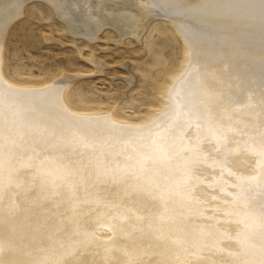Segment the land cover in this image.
Returning <instances> with one entry per match:
<instances>
[{
    "label": "bare ground",
    "instance_id": "obj_1",
    "mask_svg": "<svg viewBox=\"0 0 264 264\" xmlns=\"http://www.w3.org/2000/svg\"><path fill=\"white\" fill-rule=\"evenodd\" d=\"M29 1L51 8L68 31L81 23L93 37L110 26L135 39L155 16L178 24L192 12L201 18V29L213 18L257 21L264 10V0H253L260 1L258 10H252V0H22L19 8L17 0H0V53L6 30ZM183 4V10L177 7ZM187 43L190 64L172 90L168 109L139 125L117 123L108 115L73 113L65 107L58 83L46 90L24 89L7 82L0 69V264H264V229L253 225L256 220L245 214L241 200L243 187H254L252 168L260 160L242 164L245 168L237 172L227 163L252 156V150L264 156V140L223 132L216 125L217 113L211 108L217 104L219 112L233 99L227 89L218 93L211 85L216 77H207L200 66L217 62L216 55L203 53L192 38ZM218 80L226 88L232 84ZM190 94L208 99L209 109L195 113L180 103L181 95ZM176 125L178 136L170 137ZM242 141L248 144L237 146ZM202 143L209 146L203 148L206 152L197 149ZM181 151L204 158L203 164L211 162L214 168L204 173L203 166L194 170L188 161L168 165ZM209 151L218 155L216 162L215 157L208 159ZM263 181H256L260 185L255 183V190ZM210 183L215 188L210 187L211 193ZM199 190H207L213 202L202 203ZM262 192L256 193V203ZM243 216L252 222L244 224ZM180 250L183 260H173ZM256 251L260 262L253 256Z\"/></svg>",
    "mask_w": 264,
    "mask_h": 264
},
{
    "label": "rangeland",
    "instance_id": "obj_2",
    "mask_svg": "<svg viewBox=\"0 0 264 264\" xmlns=\"http://www.w3.org/2000/svg\"><path fill=\"white\" fill-rule=\"evenodd\" d=\"M195 1L199 2V0ZM259 3L260 1L253 2L252 0V10H258L260 7ZM186 6L187 4H183L179 8L183 10ZM190 13L188 15H191L190 19L184 18V15L181 16L183 20L179 21L177 19L179 25L172 20L155 16L154 20H151L145 27L144 32L140 36L141 38L139 37L138 39L129 35L119 34L110 26L101 27L94 35L95 37H90L87 26L78 23L70 29L71 33L65 23L60 22L56 18L51 8H44L36 1H29L24 5L20 17L12 21V24L6 30L0 53L1 75L10 84L24 89L42 88L46 90L54 86L57 87L56 84L58 83V91L59 93L61 91L62 101L65 107L73 113L108 115L115 122L122 124H146L168 109L169 97L173 88L180 82L181 77L187 73L190 64V47L187 39L192 38L195 44H199L202 47L201 51L203 53L212 57L216 55L218 58L217 62H208L200 65L203 70H206L204 74H208L207 77L209 75L212 78L216 77L214 78L216 81L223 79L232 83L226 88V86L211 78L213 80L211 85L218 93L227 89V93L233 99L232 102H225L226 107H220L219 112H217L219 107L214 102L216 107L214 106L211 109L217 114H214L213 121L217 120L216 125L223 132L235 131L237 134L241 132V136L248 133L249 137L245 135L248 138L256 137L255 140H264V10H260L262 16L257 21H249L241 17L234 19V21L213 18L205 21V25L201 29L199 28L201 18L196 17L195 13ZM203 16L205 18L208 17L206 13H203ZM104 27L105 29H103ZM182 30L184 31L182 32ZM187 32H189L188 35ZM67 33L70 34L67 35ZM223 58H226V60ZM216 72L220 76H215L214 73ZM237 82L240 83L238 84ZM180 103H185L190 111L195 113L203 107L209 109L207 105L208 99L200 96L192 97L191 94L181 95ZM228 104L231 105L229 106ZM236 116H238L237 119H235ZM217 117L221 118L217 119ZM222 121H225V123ZM180 129L185 130V128ZM237 129L238 131H236ZM177 131H179L177 128L174 129L170 137H177ZM219 137L217 135L216 140L219 139L220 142L223 139L221 138L222 136ZM232 140L233 138L227 141L230 143ZM244 143L248 144V141L239 142L237 146L240 147L241 145L243 147V145L245 146ZM202 144L197 145V149L205 151L204 149L209 146ZM260 148L257 149L260 150ZM181 155H186L184 156L186 159L182 158ZM188 155L195 162H191V158L189 159ZM210 156L212 158L208 156V159L214 161L215 157L214 162L217 161L218 155L216 157L213 151ZM175 158H177L175 159L176 161L174 160L168 165L178 167L180 165L179 161H188L190 167H194V170H198L197 168L200 169L203 166V170H201L204 173L211 172L215 165L211 167L213 164L211 162L205 165V162L203 164L204 158L201 159L192 154L184 153V151L176 154ZM233 158V163L239 161L240 165H238L239 162L238 164L237 162L233 164L232 159L228 160V162L227 160L225 161L229 163L228 166H233L236 172L241 168L244 169V164L247 167L248 162L260 160L252 168L253 181H255L252 184L254 187L249 185V188H253L247 190L248 185L242 186L245 189V195L244 191L241 194L244 195L243 198L246 197L247 199L241 198V200L244 203L242 206H246V208L243 207L246 213H242L250 215L253 219H249L248 216L246 219L243 216V223L248 225V223L256 220L257 224L254 222L255 224L253 223V225L264 229V215H262V213L264 214V189H260L264 186V156L261 157L260 151L252 150V156L249 153L248 158ZM169 160L171 159H167V161ZM196 161H198V164H196ZM194 165L199 166L195 167ZM207 166L208 168L210 167V171H208ZM256 181L259 183L263 181V185L258 187L257 185L260 184H257ZM255 183L260 192L263 191L262 194H258L257 203L256 193H259V190H255ZM211 184L208 185L210 193L212 189L213 191L215 189L214 185L212 186ZM208 191L199 190L197 192L205 199L202 202L204 204L213 202L210 199V195H207ZM248 192H250V195ZM224 199L226 198L223 197L222 199L221 197L220 200ZM245 204L250 205V208ZM247 208L249 211H247ZM257 208L259 209L258 212L262 209L259 215L257 214L258 212L255 213L256 211H254ZM256 215L259 217L257 218ZM252 239L255 238L252 237ZM97 243L103 244L104 242L98 240ZM235 246L238 247L236 244ZM181 250L176 251L177 253L172 256L173 260H183L180 254L184 253V250L183 252ZM253 250L248 254L252 255ZM171 252L174 253L175 250ZM260 255L261 253L258 251L253 252V256L256 257L258 262H260ZM219 258L221 259L220 256L217 257V259ZM220 259L218 261L223 260ZM209 260L213 263L216 259L211 258ZM253 260L251 259L250 261L252 262ZM100 264H112V262L104 261Z\"/></svg>",
    "mask_w": 264,
    "mask_h": 264
},
{
    "label": "snow or ice",
    "instance_id": "obj_3",
    "mask_svg": "<svg viewBox=\"0 0 264 264\" xmlns=\"http://www.w3.org/2000/svg\"><path fill=\"white\" fill-rule=\"evenodd\" d=\"M22 2V0H17V8H19L20 7V3ZM177 7H179V5H177ZM17 22H19V21H17Z\"/></svg>",
    "mask_w": 264,
    "mask_h": 264
}]
</instances>
